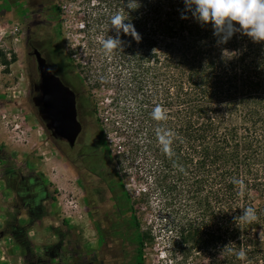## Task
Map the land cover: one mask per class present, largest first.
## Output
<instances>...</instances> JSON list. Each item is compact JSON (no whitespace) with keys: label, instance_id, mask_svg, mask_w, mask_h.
<instances>
[{"label":"trees","instance_id":"1","mask_svg":"<svg viewBox=\"0 0 264 264\" xmlns=\"http://www.w3.org/2000/svg\"><path fill=\"white\" fill-rule=\"evenodd\" d=\"M81 2L87 69L113 87L122 147L93 159L107 155L104 176H118V206L130 214L121 236L132 240L134 264L146 245L159 246L161 264H264V41L235 33L217 44L210 23L181 19L183 0H140L131 11L124 0ZM117 11L141 39L121 34V49L105 53L100 41L115 35L108 20ZM222 49L237 54L225 60ZM157 105L161 120L151 115ZM90 114L96 120L97 109ZM128 178L139 186L133 197ZM245 207L256 221L239 220Z\"/></svg>","mask_w":264,"mask_h":264},{"label":"rangeland","instance_id":"2","mask_svg":"<svg viewBox=\"0 0 264 264\" xmlns=\"http://www.w3.org/2000/svg\"><path fill=\"white\" fill-rule=\"evenodd\" d=\"M44 5L52 32L59 20V45L77 87L85 90L80 96L85 110L90 114L97 109L96 120L88 119L87 125L102 135V150L119 154L121 139L110 104L113 87L97 84L87 69L93 50L82 24L83 3L46 0ZM28 13L23 0H0V52L9 61L4 65L0 57V264H134L132 240L121 236V222L130 214L118 206V176L107 180L103 174L108 156L101 157L102 168L94 178L72 167L36 114L31 101L36 64L24 42L29 23L21 21ZM45 35L37 31L34 39L42 41ZM124 182L133 197L139 186L130 178ZM28 239L42 253L37 263L19 258ZM159 249L146 245L143 264H161Z\"/></svg>","mask_w":264,"mask_h":264},{"label":"clouds","instance_id":"3","mask_svg":"<svg viewBox=\"0 0 264 264\" xmlns=\"http://www.w3.org/2000/svg\"><path fill=\"white\" fill-rule=\"evenodd\" d=\"M184 9L181 19L187 18L190 13L193 19L200 25L211 24L213 36L217 37V44H224L235 33L246 35L253 42L264 41V0H183ZM124 7L135 10L140 7V0H124ZM119 11L110 15L108 23L115 35H109L100 41L105 53H111L114 49H121L124 41L121 34L130 36L132 40L139 42L140 34L134 25ZM235 22V23H234ZM226 53H233L226 55ZM237 53L227 49L221 50L222 58L232 59ZM152 118L161 120L164 113L159 105L153 108ZM239 220L244 224L256 221V212L252 207L243 208ZM243 256V252L239 253Z\"/></svg>","mask_w":264,"mask_h":264},{"label":"flooded vegetation","instance_id":"4","mask_svg":"<svg viewBox=\"0 0 264 264\" xmlns=\"http://www.w3.org/2000/svg\"><path fill=\"white\" fill-rule=\"evenodd\" d=\"M19 0H17L18 2ZM25 5L29 9V13L25 16V19L21 21L29 23L25 28V45L28 48L27 54L33 56V50L37 49L40 55L45 59L48 69L57 77H59L62 84L68 87L74 93L75 99V112L76 118L80 123V131L77 134L75 141L72 146H70L63 139L51 138L52 142L57 146L61 155L71 164L74 168H81L86 173L90 174L91 178L97 175V172L101 170L102 164L100 159L94 161L93 155L96 153H101V134L94 132V138L91 139V134L89 131V125H87L88 119H93L91 114L85 110V106L80 100V96L85 93L83 88L77 87V81H75L73 72L69 67V60L65 57L60 45L59 40L56 38L58 35L55 33L58 30L57 25L54 24V32L51 25L46 23L47 18L44 16L43 6L46 0H23ZM51 1V0H50ZM37 31H42L46 33L47 39L35 40L34 36ZM35 60V58H34ZM36 64V61H35ZM40 74L36 65L35 78L32 82V95H40ZM87 93V92H86ZM35 107V106H34ZM36 109V107H35ZM37 114V109H36ZM47 131V130H46ZM48 132V131H47ZM91 149V153L87 150ZM79 160V161H78ZM101 167V168H100ZM93 189H99V187H94Z\"/></svg>","mask_w":264,"mask_h":264},{"label":"water","instance_id":"5","mask_svg":"<svg viewBox=\"0 0 264 264\" xmlns=\"http://www.w3.org/2000/svg\"><path fill=\"white\" fill-rule=\"evenodd\" d=\"M33 55L40 74V95L31 97L37 115L51 138L73 145L80 131L76 118L74 93L54 75L37 49Z\"/></svg>","mask_w":264,"mask_h":264},{"label":"crops","instance_id":"6","mask_svg":"<svg viewBox=\"0 0 264 264\" xmlns=\"http://www.w3.org/2000/svg\"><path fill=\"white\" fill-rule=\"evenodd\" d=\"M32 227H35V226H31V229H32ZM26 241H27L26 244H22L21 245L22 246V249H23V250H21V251H23V255L20 256V254H19V258L21 259V257H23V258L24 257L25 258L27 257V259H33L32 261H36V263H37V261H38V255H42V253L41 252H38L36 250V245L35 244H32V240H29L28 239ZM28 244H31L30 246L33 247V250L31 248H29L30 246ZM55 245L56 244H54L53 247H55ZM43 252H45V251H43ZM45 255H49V253L45 252Z\"/></svg>","mask_w":264,"mask_h":264}]
</instances>
